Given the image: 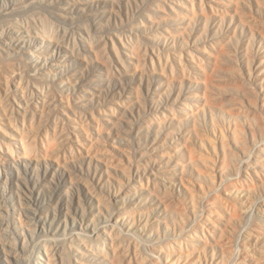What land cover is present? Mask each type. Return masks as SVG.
Listing matches in <instances>:
<instances>
[{"label":"rangeland","instance_id":"374dc122","mask_svg":"<svg viewBox=\"0 0 264 264\" xmlns=\"http://www.w3.org/2000/svg\"><path fill=\"white\" fill-rule=\"evenodd\" d=\"M0 264H264V0H0Z\"/></svg>","mask_w":264,"mask_h":264}]
</instances>
